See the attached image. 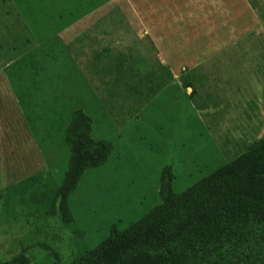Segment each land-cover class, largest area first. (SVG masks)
Listing matches in <instances>:
<instances>
[{
    "label": "rangeland",
    "instance_id": "obj_1",
    "mask_svg": "<svg viewBox=\"0 0 264 264\" xmlns=\"http://www.w3.org/2000/svg\"><path fill=\"white\" fill-rule=\"evenodd\" d=\"M15 1L0 0V260L26 249L32 264H71L114 226L125 230L161 203L166 168L174 192L182 193L264 139V16L262 28L242 40L227 30L232 46L196 68L194 92L171 84L141 111L130 108L129 124L120 127L112 114L120 109L113 93L97 85L99 75L83 76L64 41L43 40L66 11L88 21L76 8L81 2L45 1L50 11L40 15L43 0L32 8L19 0L21 12ZM88 1L91 8L101 0ZM31 16L43 32L38 38ZM79 109L91 117L94 139L110 141L113 150L82 176L68 200L67 223L56 194L69 164L66 130Z\"/></svg>",
    "mask_w": 264,
    "mask_h": 264
},
{
    "label": "trees",
    "instance_id": "obj_2",
    "mask_svg": "<svg viewBox=\"0 0 264 264\" xmlns=\"http://www.w3.org/2000/svg\"><path fill=\"white\" fill-rule=\"evenodd\" d=\"M188 80L182 76L187 86ZM92 131L91 117L77 110L66 130L69 164L56 194L67 223L68 200L82 176L113 150ZM160 195L146 216L125 230L114 226L107 240L71 264H264V139L182 193L174 192L173 172L166 168ZM0 264L32 263L23 249Z\"/></svg>",
    "mask_w": 264,
    "mask_h": 264
},
{
    "label": "crops",
    "instance_id": "obj_3",
    "mask_svg": "<svg viewBox=\"0 0 264 264\" xmlns=\"http://www.w3.org/2000/svg\"><path fill=\"white\" fill-rule=\"evenodd\" d=\"M45 1L51 2L43 0L36 8L40 15L50 11ZM15 2L23 11L20 1ZM34 2L29 1L30 8ZM80 2L76 8L88 21H74L66 11L65 18L52 22L54 30L43 40L64 41L83 76L93 81L99 75L97 85L113 93L120 109L112 112L120 127L129 124L130 108L141 111L171 84H184L182 76L189 79L187 88L195 89L196 68L232 46L227 30L235 29L242 40L262 28L264 16V0H101L91 8L90 1ZM91 9H96L95 16ZM27 21L36 37L43 34L36 19ZM201 73L207 80L212 77Z\"/></svg>",
    "mask_w": 264,
    "mask_h": 264
}]
</instances>
